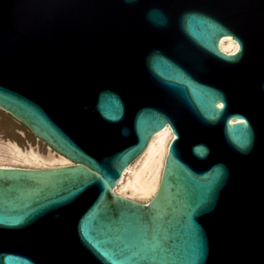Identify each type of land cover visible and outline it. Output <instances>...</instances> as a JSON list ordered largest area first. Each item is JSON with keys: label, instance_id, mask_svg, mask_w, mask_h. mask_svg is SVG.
<instances>
[{"label": "water", "instance_id": "water-1", "mask_svg": "<svg viewBox=\"0 0 264 264\" xmlns=\"http://www.w3.org/2000/svg\"><path fill=\"white\" fill-rule=\"evenodd\" d=\"M0 110L72 162L0 167V264H264V0H0Z\"/></svg>", "mask_w": 264, "mask_h": 264}, {"label": "bare ground", "instance_id": "bare-ground-1", "mask_svg": "<svg viewBox=\"0 0 264 264\" xmlns=\"http://www.w3.org/2000/svg\"><path fill=\"white\" fill-rule=\"evenodd\" d=\"M219 49L225 53H236L238 51V43L237 41L230 35H223L219 39ZM220 105V103H219ZM233 119H231L232 121ZM170 138V141L174 138V134L170 128V126H166L157 130L149 139L147 145L140 153L139 157L133 163L131 162L125 169L122 171L120 180H117L115 183L112 191L116 194V187L118 183H121L125 176L132 170V165L135 164L140 158L143 159L140 169L135 173L133 181L130 186L131 195L135 196H144L145 198L150 199L153 194L155 193L157 186L159 184L165 156L167 154L169 143L166 144V141ZM158 141V144H156ZM166 144V145H165ZM47 145V144H46ZM50 147L49 145H47ZM51 148V147H50ZM55 151L53 148H51ZM9 154H11L12 159L21 161L23 163L29 164H37V165H44L45 162L47 163H54L57 160L53 157L45 158L47 161H44L43 158L41 159L38 156H30V157H21L20 153L14 149L6 148ZM2 152V151H1ZM5 152V151H4ZM3 152V153H4ZM58 153L57 151H55ZM2 154V153H1ZM61 155L60 163H70L72 164L71 160H69L66 156L58 153ZM49 158V159H48ZM64 166V165H63ZM2 167V166H0ZM6 167V166H5ZM51 168V167H50ZM144 182V183H143ZM140 185V186H139ZM118 195V194H117Z\"/></svg>", "mask_w": 264, "mask_h": 264}, {"label": "rangeland", "instance_id": "rangeland-1", "mask_svg": "<svg viewBox=\"0 0 264 264\" xmlns=\"http://www.w3.org/2000/svg\"><path fill=\"white\" fill-rule=\"evenodd\" d=\"M170 142V138L166 141V144ZM158 144V141H156ZM165 144V145H166ZM6 148L14 149L20 153L21 157L38 156L44 161L45 158L53 157L57 161L54 163H46L44 165L23 163L18 160L12 159ZM2 151V152H1ZM5 151V152H4ZM4 152V153H3ZM2 153V154H1ZM30 155V156H29ZM61 155L53 151L43 141H37L34 135L22 124L18 123V120L14 119L8 113L0 110V166L2 167H27V168H50L56 166L69 165L70 163H60ZM49 159V158H48ZM143 159H139L135 164L132 165V170L125 176L121 183H118L116 187V194L131 198L137 201H148V198L144 196L131 195V183L135 173L140 169ZM133 176V178H132ZM144 183V182H143ZM140 186V185H139Z\"/></svg>", "mask_w": 264, "mask_h": 264}]
</instances>
